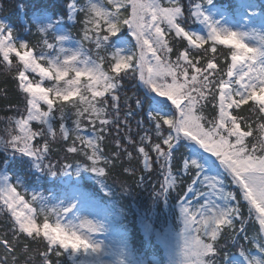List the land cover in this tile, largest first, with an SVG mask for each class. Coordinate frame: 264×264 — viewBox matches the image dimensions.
I'll list each match as a JSON object with an SVG mask.
<instances>
[{
  "label": "trees",
  "instance_id": "16d2710c",
  "mask_svg": "<svg viewBox=\"0 0 264 264\" xmlns=\"http://www.w3.org/2000/svg\"><path fill=\"white\" fill-rule=\"evenodd\" d=\"M73 2L74 0H0V23L14 31L16 41L29 42L30 46H33L34 55L39 56L43 52L45 58L39 60L43 67H49L47 59L59 56L60 60H57V63H61L64 58L63 53L60 52L61 45H57L53 51L43 45V39L47 38L49 42L55 44L52 37L65 36L67 39L61 41L62 47L71 52L79 51L78 59L75 62L77 68L84 69L85 61L91 58L101 64L105 73L110 74L108 65L110 51H98L95 47L93 33L88 32L86 38L84 30L92 27L87 24L89 19L87 9L91 4H99L109 12L114 11L112 4L108 0H75L76 9L72 12ZM160 2L163 6H168L167 0H160ZM190 2L191 0H181V4L185 6L182 24L194 33L206 35L200 29L201 22L193 21L188 16L187 6ZM199 2L200 0H194V3ZM244 2L245 4L242 5L241 0H212V5H205L204 10L208 12L209 9L215 7L224 8L231 12L239 23L248 24L252 31L251 34L264 35V0H244ZM130 11V8L128 12L121 9V16H127ZM244 13H248V17ZM106 27L107 25H104V28ZM257 36L256 39L259 42V36L258 38ZM124 38L132 41L126 27L117 37L111 38L110 43L116 45L118 40H124ZM166 39L173 48V52L169 54V59L172 61H175L177 51L183 52L187 48L189 59L197 66L212 59V62H218L216 79L229 80L226 73L231 65V58L230 49L227 46L216 45L217 50L213 53L210 50L211 41L205 42L200 47L199 45H188L186 40L181 41L174 33H166ZM205 49H209V51H205ZM99 56H104L103 62L98 59ZM128 67L130 65L127 63H119L115 64L111 71L125 72ZM20 70L21 66L15 55L12 57L11 64L0 62V140L8 141L21 134L15 123L21 116L26 115L25 97L17 87L16 77ZM132 75V73H128L120 80L121 87L117 94L120 97L121 111L120 119L116 123L101 125L97 120L93 125L88 119L81 118L79 134L86 139L92 138L94 142L98 143L100 151L97 152V155L100 159L95 161V166L104 169L103 175L86 169V166H91L93 161L88 160L84 152L87 151L90 155L92 149L75 141V146L83 151H78V153L66 151L69 146H73L76 135L73 113L77 109L73 107L67 109L65 121L69 132L67 140L63 138V133L59 128L61 121L58 112L55 113L56 119L51 121L54 136L47 132V125H43L39 121L29 123L32 132H43V135L38 134L30 143L41 148L45 141L48 143L50 151L44 163L50 162L54 166L71 164L73 167L67 168L65 171H59V167H57V173L52 175L47 170L38 169L34 159L14 153L11 149L5 151L0 147V178L2 173H5L18 196L22 197L23 201L33 209L37 224L32 231L25 229L24 231L29 234L36 232L40 235L34 240L20 236V243L11 254H6L0 247V264H3L5 260L8 261V264H12L13 255L18 264H42L45 259L47 264H84L82 263L83 257L74 258L70 252L63 249H58L61 255H56L55 246L47 244V240H53L46 232L47 227L56 229L54 225L57 221L73 228L77 223L72 220L70 222L66 217L73 208L84 204L90 205L99 214L92 220L93 224L102 226L98 233L109 235L116 241L117 264H167L165 245L159 238V233L165 232L166 227H170L171 235H176L184 230L180 202L188 193L192 181L197 179L194 169H183L182 160L196 159L204 169L205 159L199 156L203 150L197 144L198 141L196 143L190 139H180L173 149L175 154L173 160L170 162L163 159L157 160L156 153L151 151L148 141H141V137L145 135L143 129L148 126L141 127L137 123V121L147 119L151 105L145 103L142 109L138 110L135 102L138 98H143L145 101L152 100L153 103H156L165 98L156 97L138 78H132ZM28 77L35 81L41 80L38 73L29 72ZM57 78L59 79V76ZM64 78L71 85V90L61 99L65 103L76 102L81 111L86 107V104L81 103V99L87 98L89 93L93 96L98 95L103 87L99 83L102 77L87 71L65 72ZM103 78L106 79V77ZM31 86L33 85L28 84L27 90L31 94L37 95ZM42 86L63 88L65 83L45 79L42 81ZM232 86L233 90L237 88L235 81ZM214 90H218V86ZM44 92L47 95L45 89ZM125 98H129L127 103H125ZM249 99L257 104H262L259 99L252 96ZM214 103L210 100L202 114L210 118L213 114ZM41 107L46 110V106L41 105ZM159 107L162 114H166L168 111L175 114V109L170 102L166 105L160 104ZM130 110L134 113L140 111L142 114H134L128 117L125 122V113ZM107 112L109 115L102 116L101 119H114L110 100ZM231 113L244 119V123L241 124L242 131H252L240 132L242 136L252 135L247 140L249 145L256 143L260 138L264 139V132H259V126L264 124V114L254 111L251 101L240 105L238 109H232ZM97 135H102L103 139L96 141ZM148 135L154 136V133H148ZM152 142L156 141L153 139ZM140 147H144L148 152L149 167L147 168L143 154L139 152ZM203 155L211 156L210 153H203ZM211 157L223 169L216 157ZM225 180L228 186L227 191L237 193L238 188L231 183L227 173ZM1 181L2 179H0ZM168 183H171L172 187L169 191L164 192ZM33 196L36 197L35 200L32 199ZM234 202L236 203V201ZM63 208H69L70 211L68 213L52 211V209ZM241 211L242 215L247 218L248 208L245 202H241ZM12 220L11 212L5 204L3 195L0 194V240L6 238L15 243V238L12 235ZM44 222L48 224L43 225ZM235 224V231L225 229L219 238L220 254L215 257L217 264H232L230 258L236 255H241L246 260V264H253V254L260 246L257 237L262 235L255 214L247 220L244 232H240L239 221H236ZM245 236L248 238L245 239ZM242 249L246 250V254L242 253ZM207 259L211 260L213 257L209 256ZM90 264L102 263L93 260Z\"/></svg>",
  "mask_w": 264,
  "mask_h": 264
},
{
  "label": "snow or ice",
  "instance_id": "6c2138e0",
  "mask_svg": "<svg viewBox=\"0 0 264 264\" xmlns=\"http://www.w3.org/2000/svg\"><path fill=\"white\" fill-rule=\"evenodd\" d=\"M108 2L112 4L114 11L109 12L96 3L89 6L87 24L92 27L85 28L84 31L86 38L88 32L93 33L95 47L98 51H110L108 61L110 74L105 73L101 64L91 58L85 61L86 67L84 69L77 68L75 62L78 59L79 51L71 52L62 47L61 41L67 39L65 36L52 37L56 42L55 44L49 42L47 38L43 39V45L47 49L55 51L56 46L61 45L60 52L64 56L61 63H57V60H60L59 56L47 59L49 67H43L39 63V60L45 58L43 52L39 56L34 55L33 46H30L29 42L16 41L14 31L0 23V62L11 64L12 57L15 55L21 66L16 77L17 87L24 94L26 103V115L15 121L21 134L8 141L0 140V147L5 151L11 149L14 153L34 159L38 169L47 170L52 175L57 173V167H59V171L73 167L71 164L60 166H54L50 162L45 164L44 161L50 151L48 143L45 141L42 148L33 146L30 143L31 140L38 134L43 135V132H32L29 128L31 121H39L41 124L47 125V132L54 136L51 121L56 119L55 113L58 112L61 121L59 128L63 133V138L67 140L69 138L65 124L67 109L73 107L77 109L73 113L76 135L73 146H69L66 151L68 153L83 151V149H78L75 146V141H79L86 148L92 149L90 155L87 151L84 152L86 158L93 161V164L86 166V169L103 175L104 169L95 166V161L100 159L97 155V152L100 151L98 143L94 142L92 138L86 139L79 134L81 118L88 119L93 125L97 120L101 125L116 123L120 119L121 111L120 97L117 94L121 87L120 80L128 73H132V78H138L156 97L165 98L156 103H153L152 100L145 101L143 98H138L135 102L138 110L142 109L145 103L151 105L147 119L137 121V123L141 127L143 125L148 126L143 129L145 135L141 137V141H148L151 151L156 153L157 160L163 159L166 162L173 160L175 158L173 149L180 139H190L196 143L198 141L197 144L203 150L199 156L206 159L203 153H210L211 156L216 157L224 172L230 177L231 183L238 188L237 193L227 191L223 186L224 180L222 178L203 175V180L200 183L206 184L209 191L197 192L196 197L207 198L192 213L186 206L182 205L180 208V214L185 224V244L180 252L179 264H217L215 257L220 254L219 238L225 229L235 231L236 221L240 222V232H244V225L247 220L255 214L261 233H264V215H261L259 211V209H264V139L260 138L256 143L249 145L247 140L252 135L242 136L240 132L252 131H242L241 124L244 123V119L232 115L229 111V109H238L240 105L251 101L253 110L264 114V104H257L249 99L255 91L264 89V35L255 33L250 35L248 32L221 27L204 10L205 5H212V0H200L199 3H194V0H191L187 6L189 18L206 24V35L194 33L182 24L185 6L181 4V0H167L168 6H163L160 0H108ZM241 4H245L244 0H241ZM129 8L131 11L128 15L122 17L121 9L128 12ZM75 9L74 0L71 5L72 12ZM104 25L107 27L104 28ZM125 27L132 37V41L120 39L116 45H112L110 43L111 38L117 37ZM166 33H174L181 41L186 40L190 46L199 45L202 47L205 42L211 41L210 50L213 53L217 50L216 45L227 46L230 49L231 65L226 75L232 77L234 70L239 69L235 73L239 77L235 80L239 87L229 90V85L233 83L232 80L222 78L217 80L215 77L218 71V62L214 63L212 59H209L204 64L197 66L189 59L187 48L183 52L177 51L175 61L169 59V54L173 52V48L166 39ZM257 35L259 36L258 44L246 42V40L251 41ZM205 51H209V49H205ZM20 52H23L27 59L23 58L19 54ZM98 59L103 62L105 58L99 56ZM119 63H127L130 67L125 72H112L114 65ZM244 66L248 68V71H244ZM78 71H87L102 77L99 83L103 87L99 94L93 96L89 93L87 98L81 99V103L86 104L83 111L77 107L76 102L65 103L61 99L71 90V85L65 80L64 73ZM29 72L38 73L41 80L29 79ZM60 73H63V76ZM245 77L248 78V82L242 83ZM45 79L54 80L57 83L63 82L65 87H44L42 81ZM28 84L45 89L47 95L36 96L31 94L27 90ZM217 86L218 90H214L217 89ZM233 97L237 98L233 99ZM127 99L129 98H125V103H127ZM109 100L111 101L114 119H101L102 116L109 115L107 112ZM210 100L215 103L212 110L213 114L209 118L202 112ZM168 102L175 109V114L171 117L162 114L159 107L160 104L166 105ZM41 105L46 106V110H43ZM134 114H142V112L128 111L125 113V122L128 117ZM259 132H264V124L259 126ZM148 133H154V136L148 135ZM102 139V135L95 137L96 141ZM153 139L156 141L155 143L152 142ZM139 152L143 154L145 167H149L147 163L148 152L145 151L144 147H140ZM182 167L184 170L194 169L197 178L205 172L196 159L182 160ZM0 179L4 182L3 187L0 188V194L7 192L10 197V199H5V204L11 211L13 218L12 235L15 238V243L6 238L0 240V247L4 249L6 254H11L20 243V236L34 240L40 235L36 232L29 234L24 231V222L37 224L33 209L23 201L22 197L14 195L15 189L8 184L7 176ZM192 183H197V180L194 179ZM171 187V183H168L164 192L169 191ZM32 199L35 200L36 197L33 196ZM10 201H18L23 208L27 209V214L17 212ZM232 201H236V203L233 204ZM241 202H245L248 208L247 218L242 215ZM52 211L68 213L70 209H52ZM86 223L89 232L101 230L102 226L95 225L92 221ZM45 224L48 223L44 222L43 225ZM193 224L197 225L194 229L192 228ZM54 227L66 233L68 237L79 241L77 245L73 246L70 240L61 245L59 242L46 239L48 245L55 246L56 255H61L58 249L65 251L71 249L73 252L83 249L85 252L91 251L93 253L99 251V245L92 243L83 233L72 230L71 226L63 225L57 221ZM193 232L196 235H193ZM247 238L245 236V239ZM257 239L261 245L258 247L259 252L264 255V237L260 235ZM241 251L246 254V250L242 249ZM209 256L213 259H207ZM230 259L232 264H246V261L242 260L240 256ZM248 259L251 260L250 257ZM3 264H8V261H3ZM12 264H18L14 255L12 256ZM42 264H47L46 259ZM253 264H260V261H253Z\"/></svg>",
  "mask_w": 264,
  "mask_h": 264
},
{
  "label": "rangeland",
  "instance_id": "374dc122",
  "mask_svg": "<svg viewBox=\"0 0 264 264\" xmlns=\"http://www.w3.org/2000/svg\"><path fill=\"white\" fill-rule=\"evenodd\" d=\"M218 10L220 11L218 12ZM206 14H208L213 21L218 22L221 27H228L232 30L248 32L250 35H252L251 34L252 31L249 29L248 24L239 23L238 20L234 18L233 14L231 12H228L224 8L215 7L214 9H209V11L206 12ZM244 15L248 17V13H244ZM200 29L204 31L205 33H207V27L205 23L201 22ZM124 40H128V39L124 38ZM246 42H250L252 44H258L256 37L252 39L251 41L246 40ZM234 46L235 45L233 44V47ZM19 54L23 58L27 59V57L24 56V53L20 52ZM237 71H239V69L234 70V73H236ZM244 71H248V68L246 66H244ZM238 78L239 77L237 76V79ZM247 82H248V78L245 77L242 83H247ZM229 90L231 89L229 88ZM35 91L37 93V96H45L43 89L36 88ZM252 96L257 97L258 99L262 100L264 104V89L255 91L252 94ZM236 98L237 97H233V99H236ZM230 110L231 109H229V111ZM166 115L171 117L173 114L171 111H168L166 112ZM204 170L205 172L199 178L196 179L197 183L192 185V188L189 194L183 200L182 205L188 207L190 213L194 212L196 208L198 207V205L203 203L204 200L207 198V197H200V198L196 197L197 192H208L209 191L206 184L200 183V181L203 180V175L216 176L217 178H222L224 180V185H223L224 188L227 190V187H228L227 182L225 180L226 173L220 166H218L215 163L214 159L210 155L206 156ZM5 176L7 175L5 173H2L1 178ZM3 184L4 182L2 180L0 182V188L3 187ZM8 184L10 185V187H12L9 181V178H8ZM2 195L4 199H10L9 194L7 192L2 193ZM14 195L18 197L16 191ZM10 202L13 203V206L16 208L17 212H24L25 214H27V209L23 208L22 205L18 201H10ZM217 203H219V201H217ZM231 203L235 204L234 201H232ZM259 211L263 213L264 209H259ZM97 216H99V214L96 209H93L90 205L84 204V205H79L73 208L71 212L69 213V215L66 217V219H68L70 222L72 221L76 222L77 224L73 226L72 230L77 231L78 233H83L85 236L89 238V240L92 243L99 245V251L95 253L91 251L85 252L83 249H81L78 252H73L71 251V249H69L68 251L72 252L75 256H82L85 259L83 261L84 264H90L93 260H98L102 264H117L116 260L118 257V247H117L116 241L114 239H111L109 235L106 236L98 232H89L88 230V225L86 222L92 221ZM197 219H199V216H197ZM34 227H35V223L24 222L23 224V228L28 231L33 230ZM195 227H197V225L193 224L192 228L194 229ZM46 231L48 235L52 239L55 240V242H59L61 245L68 242L65 239L66 237H68L66 233L61 232L60 230L54 229L51 227H47ZM192 234L196 235L195 232H193ZM159 238L165 245V254H166L167 264H179L180 259H181L180 252L185 244V228L184 230L180 231L178 234L171 235L170 227H166L165 232L159 233ZM238 256H240L241 259L244 260V258H242L241 255H237L235 257H238ZM256 260H259L260 264L264 263V255H262L259 252V249L253 254V257H252V261H256Z\"/></svg>",
  "mask_w": 264,
  "mask_h": 264
},
{
  "label": "clouds",
  "instance_id": "9594fccd",
  "mask_svg": "<svg viewBox=\"0 0 264 264\" xmlns=\"http://www.w3.org/2000/svg\"><path fill=\"white\" fill-rule=\"evenodd\" d=\"M60 75L61 76H63V73H60ZM67 86V85H66ZM59 230V229H58ZM66 239V241H71L72 242V244H73V246H75V245H77L78 243H79V241H77V240H75L74 238H72V237H66L65 238Z\"/></svg>",
  "mask_w": 264,
  "mask_h": 264
}]
</instances>
